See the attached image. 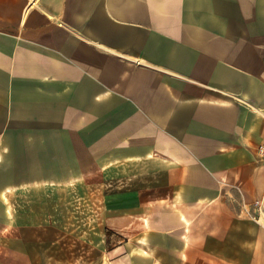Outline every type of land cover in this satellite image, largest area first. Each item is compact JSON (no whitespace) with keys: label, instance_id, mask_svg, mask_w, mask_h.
Returning <instances> with one entry per match:
<instances>
[{"label":"crops","instance_id":"0c3cea01","mask_svg":"<svg viewBox=\"0 0 264 264\" xmlns=\"http://www.w3.org/2000/svg\"><path fill=\"white\" fill-rule=\"evenodd\" d=\"M263 147L264 0H0V264H264Z\"/></svg>","mask_w":264,"mask_h":264},{"label":"rangeland","instance_id":"374dc122","mask_svg":"<svg viewBox=\"0 0 264 264\" xmlns=\"http://www.w3.org/2000/svg\"><path fill=\"white\" fill-rule=\"evenodd\" d=\"M87 227H80L77 228L75 232L72 233V239H70V249L72 251H78L76 253V256L83 255L84 258H80L77 262V264H87V263H93V264H103V243L101 244V247H98V240H102V236L96 235L95 236V243H91L89 241V236L84 235L82 233V229H86ZM83 234L86 237L79 238V235ZM98 238V240H97ZM80 239V240H79ZM100 246V245H99Z\"/></svg>","mask_w":264,"mask_h":264},{"label":"built area","instance_id":"2783aa9c","mask_svg":"<svg viewBox=\"0 0 264 264\" xmlns=\"http://www.w3.org/2000/svg\"><path fill=\"white\" fill-rule=\"evenodd\" d=\"M261 154L264 156V147L261 148ZM255 206L257 207L259 213V217L257 219L262 220L264 224V194L255 202Z\"/></svg>","mask_w":264,"mask_h":264}]
</instances>
